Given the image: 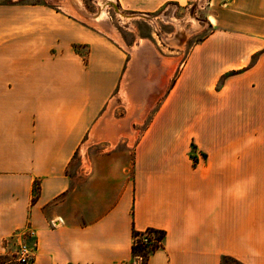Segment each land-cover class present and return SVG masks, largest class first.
<instances>
[{"label": "crops", "instance_id": "crops-1", "mask_svg": "<svg viewBox=\"0 0 264 264\" xmlns=\"http://www.w3.org/2000/svg\"><path fill=\"white\" fill-rule=\"evenodd\" d=\"M183 1L103 4L168 26ZM203 19L182 50L133 27V60L45 0H0V256L28 229L29 264H140L152 229L145 264H264V0Z\"/></svg>", "mask_w": 264, "mask_h": 264}, {"label": "rangeland", "instance_id": "rangeland-1", "mask_svg": "<svg viewBox=\"0 0 264 264\" xmlns=\"http://www.w3.org/2000/svg\"><path fill=\"white\" fill-rule=\"evenodd\" d=\"M47 3H49L52 6H56L59 8V6H57L56 4L45 0ZM96 1L97 0H81V3L83 5V7L85 8V10L89 13V14H96L98 11V7L96 6ZM205 1L206 0H185L183 1L184 6H182V8H180V10H177L176 12V21L177 23L182 24V28L186 30V32H189V35L186 36L185 38H178L176 41V46H174L175 48H178L180 50L183 49L184 46V42L190 37L189 39V43L188 45H190L191 43L197 41L200 37H202V35H204L206 29L204 27V19H203V10L205 7ZM110 3L114 4L113 0H109ZM102 3H104V0H102ZM105 5V4H104ZM107 8V10H106ZM115 10H117V8L114 6ZM201 8V9H200ZM60 9V8H59ZM197 10V15L194 16V11ZM61 10V9H60ZM105 12L108 14L107 17L110 20L111 24L113 27H115V29L118 31V33L121 35H125V34H130L129 39H133L134 35L136 37V31L134 33V29L133 27H135L137 29V31L141 34H145V33H150V32H154L157 35V40L159 41V43H157V47L161 48L163 46V44L165 43L167 46H170V44L168 43V37L171 36H162L160 30L165 31L167 33H170L171 31V26H169L172 23H167L165 19L162 18V16L164 15L166 18L167 15L163 14L161 16L162 20L164 22H166L165 24H169L168 26H165L163 23H161L160 21L159 24H161V27L158 28V22L156 21L157 26H153V21L149 20L151 23H146L143 21H131V17H123V18H119L117 11L116 13H114V10L112 9V7H110V4H106L105 8H104ZM128 13V12H125ZM117 16H116V15ZM123 15H127L122 13ZM161 15V14H160ZM191 17H190V16ZM190 17L192 20H194L196 22V25L198 26V29H193L192 23L190 21V19H187L186 17ZM136 18V17H134ZM172 18V17H171ZM174 19V18H173ZM109 23V22H108ZM132 24V25H130ZM174 27L176 28L174 22H173ZM127 30H131L133 31V33L127 31ZM140 30V31H139ZM155 39V40H156ZM164 47V46H163ZM172 47V46H171ZM188 48V46H187ZM165 55V54H164ZM168 59V58H167ZM15 255L14 253H10V254H6V255H2L0 256V264H18L15 261Z\"/></svg>", "mask_w": 264, "mask_h": 264}, {"label": "bare ground", "instance_id": "bare-ground-1", "mask_svg": "<svg viewBox=\"0 0 264 264\" xmlns=\"http://www.w3.org/2000/svg\"><path fill=\"white\" fill-rule=\"evenodd\" d=\"M47 1H50V2H52L54 4H56L57 6H59L61 11H64L66 14H68V15H70V16H72V17L84 22L85 24H87V25H89L91 27H94L98 31L104 33L107 37H109L110 39L114 40L121 48H123L125 50H128L131 53L133 60L136 59V56H135L136 48L133 47L132 49H128L126 47V45L124 44V42H123L120 34L118 33V31L110 23L107 22L108 17H107V13L104 10L105 5L102 3V0H97L96 1L95 4L98 7V11L94 15L93 14H89L85 10V8L83 7V5L81 3V0H47ZM196 1H199V0H196ZM117 14H118L120 19L123 18V17H128V15H123L118 10H117ZM164 17L165 16L163 15L162 18L165 19L167 23H172L173 24V22H174V24L176 26V31L178 33L177 36L175 35V36L168 37V43L170 44V46L174 47V46H176L177 39L179 37L180 38H185L186 36L189 35V32H186V30L182 28V24L177 23V21L175 19H173L171 17H167V16H166V18H164ZM190 17L187 16L186 18L190 19V21L193 22L192 23L193 29H198V26L196 25V22L194 20H192ZM148 19L153 21V26L156 25V22L154 21L153 17H149ZM138 42H139L140 46L146 44V46L150 47L153 50V46L148 41H144L142 39H139ZM157 58L159 60V64L162 66V68H163V70L165 72L164 75H168L170 70H171V66H172L174 60L163 58V57H160L159 55L157 56ZM149 87H150V85H149ZM139 102H142V101L139 100ZM147 104H148V102H147ZM146 108H149V107L147 106ZM144 111H146V109ZM141 113H142V111H141ZM132 120H137L138 121V118H132ZM101 132H103V131H101ZM93 135H91L90 141H92ZM94 137L96 139L95 135H94ZM104 140H106V139H104Z\"/></svg>", "mask_w": 264, "mask_h": 264}, {"label": "built area", "instance_id": "built-area-1", "mask_svg": "<svg viewBox=\"0 0 264 264\" xmlns=\"http://www.w3.org/2000/svg\"><path fill=\"white\" fill-rule=\"evenodd\" d=\"M33 237V232L25 229L15 235L16 247L14 251L15 261L18 264H29L34 257V249L28 245L27 238ZM155 236L148 233L147 230L142 232L141 242L143 245H149L155 242Z\"/></svg>", "mask_w": 264, "mask_h": 264}, {"label": "trees", "instance_id": "trees-1", "mask_svg": "<svg viewBox=\"0 0 264 264\" xmlns=\"http://www.w3.org/2000/svg\"><path fill=\"white\" fill-rule=\"evenodd\" d=\"M149 234L155 236V242L149 245H143L141 242L142 232H133L132 254L140 259V264H145L148 256L155 251L161 244L163 232L152 229L147 230Z\"/></svg>", "mask_w": 264, "mask_h": 264}]
</instances>
